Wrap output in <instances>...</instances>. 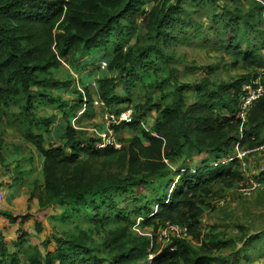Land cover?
<instances>
[{"label": "trees", "instance_id": "1", "mask_svg": "<svg viewBox=\"0 0 264 264\" xmlns=\"http://www.w3.org/2000/svg\"><path fill=\"white\" fill-rule=\"evenodd\" d=\"M221 1L0 0V117L15 121L41 158L43 184L36 196L40 209L53 207L58 212L54 221L73 225L65 235L52 231L45 236L40 241L44 253L37 247L20 250L28 241L23 226L30 214L0 211L10 225L18 226L17 238L11 242L13 253L0 232V264H252L256 250V259L264 264V233L244 231L238 246L224 235L201 230V216L215 186L242 179L239 161L231 159L232 148L264 146V95L246 118L238 117L243 85L259 77L264 86L258 44L264 37L255 15L263 7L256 4L253 11L241 13ZM147 3L151 6L146 9ZM188 5L208 10L209 25L222 39L218 48L235 63L260 70L259 74L218 84L203 80L192 85L172 78L168 74L173 72L168 68L172 57L164 47L196 37L207 41L202 38L204 26L192 18L198 10H188ZM94 53L101 56L92 59ZM59 59L77 72L90 64L97 69L92 79L103 107L116 114L133 108L132 122L111 126L115 135L121 131L131 135L119 150L96 149L94 139L84 144L71 127L80 105H69L60 95L71 82L55 80ZM158 64L167 73L156 82ZM89 76L80 75L82 87ZM171 79L169 96L164 88ZM137 86L145 92L158 89L163 106H154L150 96L144 104L130 106L131 90ZM72 90L81 97L75 86ZM188 91L194 92L190 104L185 99ZM47 107L58 109L65 121L61 146L43 145V133H49L56 120L54 115L36 116ZM150 107L158 114L150 130H145L139 119ZM13 108L17 113L11 112ZM194 155L202 157L199 168L192 161L169 168V163L192 160ZM138 218L154 233L167 223L184 226L187 238H172L161 248L156 238L151 242L133 233ZM42 229L35 221L34 232ZM107 229L95 242L93 236Z\"/></svg>", "mask_w": 264, "mask_h": 264}, {"label": "rangeland", "instance_id": "2", "mask_svg": "<svg viewBox=\"0 0 264 264\" xmlns=\"http://www.w3.org/2000/svg\"><path fill=\"white\" fill-rule=\"evenodd\" d=\"M221 3L227 4L232 9L238 8L241 13H249L253 11L256 4L261 5L263 9L255 11V15L260 19L257 17L255 19L257 18V21L261 23L258 29L263 32L262 37H264V0H239L238 3L223 0ZM150 6L151 3H147L145 8L147 9ZM188 10H198V14L192 16V18L194 22L204 26V36L202 38L207 39V41L203 42L196 37L181 43L180 41H172L171 44L169 43L168 46L164 47L165 53L172 57L168 63L169 70L173 71L172 73L168 71V74L172 78L177 79L181 83H190L192 85L198 84L203 80L218 84L220 82H232L246 75L256 76L259 74L260 70L253 67H243L240 61L235 63L232 57L225 55L224 49L218 48L216 44L222 39L215 34L209 25L211 22L207 19L208 10H202L197 7L190 8L189 5ZM249 35L252 37L253 33L249 31ZM263 39H260V43L258 40V44L262 46L260 51L262 59H264ZM94 54L91 57L92 59H97L98 56H101L100 53ZM59 62L60 66L54 71L55 80L61 83L71 82V85L61 91L60 95L69 105H80L74 111L70 125L78 132L81 141L87 144L88 140H96L100 134L112 129L111 126L105 125L104 115L113 110L103 107L98 100L97 86L94 83L95 80L92 79L97 69L92 64L87 65L84 72H77L73 65L67 61L59 59ZM79 62H82V60ZM104 66L102 64L101 68H104ZM157 67L160 70L158 71L159 76L157 75L153 79L156 82L162 80L167 73L165 68L162 69L163 65L158 64ZM84 73L90 74V76L84 79L86 84L85 87H82L80 75ZM152 78L151 76L149 80ZM257 81L260 82L259 77L254 79L255 83ZM172 82L173 80L171 79L164 88L169 96L173 91ZM73 86L76 87L81 97L73 92ZM117 92L124 94L122 88H118ZM160 94L161 92L158 89H149L148 92H145L140 86H137L131 90L130 106L144 104L147 96L151 97L154 106L156 104L163 106L164 102L158 100ZM185 99L187 103H192L194 101V92H185ZM81 102H84V104ZM90 102L92 104L91 110L87 114V105ZM126 109H131L134 112L133 108L129 107L122 110ZM11 112L17 113V110L13 108ZM143 113L146 116L144 119H139L140 124L145 130H150L158 113L155 107H150ZM48 114L54 115L56 120L51 126L49 133L41 132L45 138L43 145L45 148L61 146L63 145L61 136L66 128L65 121L60 111L51 107L38 110L36 116ZM134 115L135 113H133ZM242 130L244 129L242 128ZM34 132L38 133V131ZM115 136L120 145H122L124 139L131 138V135L125 131H121ZM232 149L231 159L236 158L239 161L241 165L239 172L242 179L228 185L220 184L215 186V193L206 201L208 208L203 212L200 222L203 233L224 235L226 239L232 240L240 246L242 232L245 231L249 234L264 233V146L246 150L238 148L236 145ZM192 158V160L178 159L175 164L169 163V168L173 169L184 164L187 165L189 161H192L193 166L199 168L201 155H194ZM251 182L255 183V188L244 194L243 189L251 188ZM42 184L41 158L34 145L24 139L22 131L15 121L8 117H0V211L9 212L13 216L30 214L31 217L23 226L24 232L28 233L29 237L23 247L19 248L20 250L37 247L40 252L44 253L40 241L45 236L51 235L52 231L58 235H65L66 232L73 228V225L61 226L52 219V216L58 214L53 207L45 211L40 209L36 196L40 193ZM35 221L41 222L43 226L40 233L34 232ZM135 225L136 228L132 229L135 235L144 236L151 242L156 238L161 248H165L171 243L170 237L168 238V232L163 231L166 225L155 233L152 231L151 226L144 227L141 225L139 218ZM17 227V223L10 225L0 215V232L7 239L8 249L11 253L16 251V249L11 247V242L17 238ZM108 232L109 230L107 229L100 234L94 235L95 242H98L101 236ZM160 234L162 238H160ZM256 252L257 250L251 255V258H253L252 264L261 263L256 259ZM147 260L150 261L151 257H148Z\"/></svg>", "mask_w": 264, "mask_h": 264}, {"label": "built area", "instance_id": "3", "mask_svg": "<svg viewBox=\"0 0 264 264\" xmlns=\"http://www.w3.org/2000/svg\"><path fill=\"white\" fill-rule=\"evenodd\" d=\"M243 91L244 92L240 96L239 103L240 110L238 117L240 119L246 118V115L249 109L252 107L253 103L264 95V86L258 81L256 83L253 81L252 83L244 84ZM132 119L133 112L131 109L122 110L119 114L109 111V113H106L104 115L105 125L107 126H114L124 122L129 123L132 122ZM93 146L96 149H103L108 146L116 150H119L121 148V145L118 143L112 129H109L106 132L100 134L96 141L93 143ZM255 186V183L251 182V188L243 189V193H248L252 188H255ZM163 231L168 232V238L170 237V239L187 237V229L184 226L167 223ZM160 238H162L161 234Z\"/></svg>", "mask_w": 264, "mask_h": 264}, {"label": "crops", "instance_id": "4", "mask_svg": "<svg viewBox=\"0 0 264 264\" xmlns=\"http://www.w3.org/2000/svg\"><path fill=\"white\" fill-rule=\"evenodd\" d=\"M103 106V105H102Z\"/></svg>", "mask_w": 264, "mask_h": 264}]
</instances>
